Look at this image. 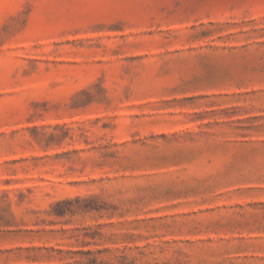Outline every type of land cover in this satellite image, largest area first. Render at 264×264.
<instances>
[{
  "label": "rangeland",
  "instance_id": "rangeland-1",
  "mask_svg": "<svg viewBox=\"0 0 264 264\" xmlns=\"http://www.w3.org/2000/svg\"><path fill=\"white\" fill-rule=\"evenodd\" d=\"M0 264H264V0H0Z\"/></svg>",
  "mask_w": 264,
  "mask_h": 264
}]
</instances>
